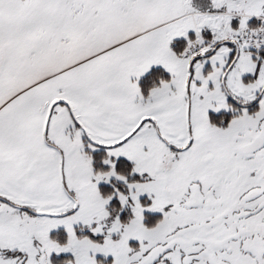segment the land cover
<instances>
[{
	"label": "snow or ice",
	"instance_id": "6c2138e0",
	"mask_svg": "<svg viewBox=\"0 0 264 264\" xmlns=\"http://www.w3.org/2000/svg\"><path fill=\"white\" fill-rule=\"evenodd\" d=\"M0 264H264V0H0Z\"/></svg>",
	"mask_w": 264,
	"mask_h": 264
},
{
	"label": "trees",
	"instance_id": "16d2710c",
	"mask_svg": "<svg viewBox=\"0 0 264 264\" xmlns=\"http://www.w3.org/2000/svg\"><path fill=\"white\" fill-rule=\"evenodd\" d=\"M108 186L107 185H104V184H101V188L102 189H105L107 188ZM123 215V214H122ZM61 232H62V229H61ZM53 235H56L55 232L52 233ZM65 257H68V258H71V254L70 253H61L59 257H57L55 254H53V259L56 260V259H63Z\"/></svg>",
	"mask_w": 264,
	"mask_h": 264
},
{
	"label": "rangeland",
	"instance_id": "374dc122",
	"mask_svg": "<svg viewBox=\"0 0 264 264\" xmlns=\"http://www.w3.org/2000/svg\"><path fill=\"white\" fill-rule=\"evenodd\" d=\"M97 258H98V259H105V258L102 257L100 254H97ZM111 259H112V257H111L110 255L106 258L107 261H111Z\"/></svg>",
	"mask_w": 264,
	"mask_h": 264
},
{
	"label": "crops",
	"instance_id": "0c3cea01",
	"mask_svg": "<svg viewBox=\"0 0 264 264\" xmlns=\"http://www.w3.org/2000/svg\"><path fill=\"white\" fill-rule=\"evenodd\" d=\"M194 2L198 5H202L203 0H194Z\"/></svg>",
	"mask_w": 264,
	"mask_h": 264
}]
</instances>
